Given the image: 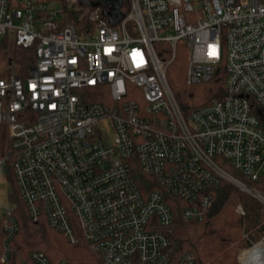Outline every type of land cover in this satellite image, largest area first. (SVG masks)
<instances>
[{"label": "built area", "instance_id": "obj_1", "mask_svg": "<svg viewBox=\"0 0 264 264\" xmlns=\"http://www.w3.org/2000/svg\"><path fill=\"white\" fill-rule=\"evenodd\" d=\"M108 7L88 8L91 29L78 33L56 1L0 0V38L11 31L35 55L24 77H0V183L10 170L29 217L70 244L78 232L103 264H192L190 255L172 261L157 230L171 225V209L159 190L141 193L131 161L184 202L186 221H202L220 182L264 205L216 160L264 183V132L250 103L264 109V0H128L115 26ZM180 51L187 87L225 74L223 97L187 115L167 80ZM14 208L0 206V264L18 229ZM235 213L245 215L241 205ZM22 264L50 262L34 251Z\"/></svg>", "mask_w": 264, "mask_h": 264}, {"label": "trees", "instance_id": "obj_2", "mask_svg": "<svg viewBox=\"0 0 264 264\" xmlns=\"http://www.w3.org/2000/svg\"><path fill=\"white\" fill-rule=\"evenodd\" d=\"M46 1L61 3L64 25H72L78 33H84L91 29L87 18L88 8H86L83 17L79 18L76 11L66 8L63 0ZM127 11L128 0H122L119 13L125 15ZM179 53L184 54L181 57L185 60V51ZM179 55L171 65H175ZM34 60V48L24 49L15 45L8 47L5 42L0 44V65L6 63L11 66L14 74L18 77L22 78L26 75ZM169 83L184 115L206 105L212 99L223 97L225 94L223 69H220L217 76L206 83L203 89H199L197 86L185 89L180 85L181 90H179L176 84ZM250 103L251 111L255 114L259 127L264 132V109L252 100ZM216 160L230 174L264 195V183L261 179L257 182L245 180L231 169L225 160L220 157H217ZM130 166L131 177L141 193L146 194L151 190H159L163 195L164 202L171 209L173 217L171 225L166 228L158 227L157 230L170 241L171 258L174 263L180 261L184 256L190 255L192 264H239L236 259L237 251L248 248L252 243L264 237V205L235 186L227 182H220L210 187L208 193L212 197L211 206L202 221H186L182 217L181 210L184 202L181 199L165 194L150 176L141 172L135 159H132ZM6 178L11 185L9 201L15 204L12 215L18 226L9 245L10 257L7 264L27 262L29 254L34 251L42 252L50 264H56L61 260L68 264H103L101 257L89 248L78 232H76L78 242L70 244L62 234L49 227L44 217L33 221L19 197L10 170ZM237 205L242 206L244 216L235 213ZM243 234H246L248 239H245ZM238 260L240 262L239 256Z\"/></svg>", "mask_w": 264, "mask_h": 264}, {"label": "rangeland", "instance_id": "obj_3", "mask_svg": "<svg viewBox=\"0 0 264 264\" xmlns=\"http://www.w3.org/2000/svg\"><path fill=\"white\" fill-rule=\"evenodd\" d=\"M56 2H58V1H56ZM58 3L61 5L60 2H58ZM63 4L66 6L67 9L76 11L78 13L79 18H82L83 15L85 14L86 8L82 7L80 0H63ZM61 7H62V5H61ZM106 12L107 13L109 12V14H113V16L115 15L112 12L111 6H109L107 8ZM2 42H5L8 47L14 46V36H13L11 31H9L5 37L0 38V44ZM179 54L180 55H179L178 60L176 61L175 65H170L168 70H167V80H168V83L172 82V83L176 84V86L179 88V90H181L179 87L180 85L185 89L188 88L185 85V81H184L187 55L185 54V60H183V57H181V56H184V54L183 53H179ZM11 73H14L11 66L6 65V63L0 65V77L8 76ZM169 85H170V83H169ZM204 86H205V84L197 85V88L203 89ZM170 87H171V85H170ZM103 101L106 104L109 103V100L107 98H104ZM5 150H6V147H5V130L3 129V127H0V155L4 154ZM10 191H11V185L8 182L7 178L5 177L0 183V206L5 204L6 202L9 204H12L9 201ZM12 205L15 206V204H12ZM1 223H2V212L0 211V254L2 252V246H4L3 243H4V239H5V235L3 234ZM10 242H9L8 246L10 245ZM241 251L242 250H238L236 253V259H237L238 263H239L238 256L240 257Z\"/></svg>", "mask_w": 264, "mask_h": 264}, {"label": "water", "instance_id": "obj_4", "mask_svg": "<svg viewBox=\"0 0 264 264\" xmlns=\"http://www.w3.org/2000/svg\"><path fill=\"white\" fill-rule=\"evenodd\" d=\"M80 3L84 8L101 7L102 9H105L107 6H111L112 12L115 15H105L108 17L109 22L112 26H115L118 23L119 19L122 17V15L119 13V9L122 5V0H80ZM7 171L8 169L5 168V172Z\"/></svg>", "mask_w": 264, "mask_h": 264}, {"label": "bare ground", "instance_id": "obj_5", "mask_svg": "<svg viewBox=\"0 0 264 264\" xmlns=\"http://www.w3.org/2000/svg\"><path fill=\"white\" fill-rule=\"evenodd\" d=\"M250 249L244 250L240 253L241 264H264V240L255 243ZM245 253V255H244ZM244 259L242 262V257Z\"/></svg>", "mask_w": 264, "mask_h": 264}]
</instances>
